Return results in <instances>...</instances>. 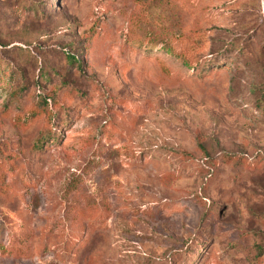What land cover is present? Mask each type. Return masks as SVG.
I'll return each instance as SVG.
<instances>
[{
    "label": "rangeland",
    "instance_id": "obj_1",
    "mask_svg": "<svg viewBox=\"0 0 264 264\" xmlns=\"http://www.w3.org/2000/svg\"><path fill=\"white\" fill-rule=\"evenodd\" d=\"M0 264H264V0H0Z\"/></svg>",
    "mask_w": 264,
    "mask_h": 264
},
{
    "label": "trees",
    "instance_id": "obj_2",
    "mask_svg": "<svg viewBox=\"0 0 264 264\" xmlns=\"http://www.w3.org/2000/svg\"><path fill=\"white\" fill-rule=\"evenodd\" d=\"M66 55H68L66 56L68 61H74L76 59L72 54H66ZM27 59L29 60L30 58ZM182 63L186 66H190V63L185 56L182 57Z\"/></svg>",
    "mask_w": 264,
    "mask_h": 264
}]
</instances>
